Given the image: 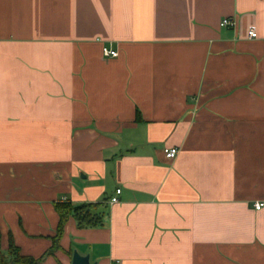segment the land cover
Returning <instances> with one entry per match:
<instances>
[{"label": "crops", "instance_id": "crops-1", "mask_svg": "<svg viewBox=\"0 0 264 264\" xmlns=\"http://www.w3.org/2000/svg\"><path fill=\"white\" fill-rule=\"evenodd\" d=\"M259 201L264 0H0V264L52 249L57 203L101 223L39 264H264Z\"/></svg>", "mask_w": 264, "mask_h": 264}, {"label": "trees", "instance_id": "trees-1", "mask_svg": "<svg viewBox=\"0 0 264 264\" xmlns=\"http://www.w3.org/2000/svg\"><path fill=\"white\" fill-rule=\"evenodd\" d=\"M137 119L140 120V114L137 113ZM95 206L93 204H83L80 206H74L71 203H57L56 210L59 214L60 221L57 228V233L54 238V245L43 257L39 259H34L31 257L20 256L18 248L11 241L9 252L15 256L16 261L22 264H39L45 257L53 254V252L58 248L59 240L63 234L65 224L70 215H73L78 223L79 227H95L101 223V215L99 213L93 212L92 209ZM2 264H4L2 262Z\"/></svg>", "mask_w": 264, "mask_h": 264}, {"label": "built area", "instance_id": "built-area-1", "mask_svg": "<svg viewBox=\"0 0 264 264\" xmlns=\"http://www.w3.org/2000/svg\"><path fill=\"white\" fill-rule=\"evenodd\" d=\"M221 26H235V20L233 18L226 17L222 20ZM248 37L251 39L257 38L258 37L257 31L254 28H251L248 31ZM102 52L106 58H115L119 56L118 50L108 48V47H103ZM164 154L168 159L173 160L178 156L179 149L175 147H167V148H164ZM121 191L122 190L120 188L116 190V195L111 198V203L114 204L119 201L118 195L121 193ZM263 208H264V201H259L255 203L256 210L260 211Z\"/></svg>", "mask_w": 264, "mask_h": 264}, {"label": "water", "instance_id": "water-1", "mask_svg": "<svg viewBox=\"0 0 264 264\" xmlns=\"http://www.w3.org/2000/svg\"><path fill=\"white\" fill-rule=\"evenodd\" d=\"M72 263L73 264H91L88 256H81L78 252H74Z\"/></svg>", "mask_w": 264, "mask_h": 264}]
</instances>
